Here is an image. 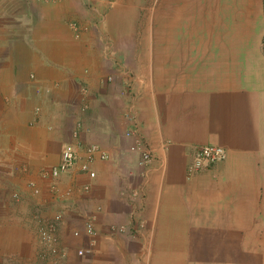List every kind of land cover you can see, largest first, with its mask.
Here are the masks:
<instances>
[{"label": "crops", "instance_id": "0c3cea01", "mask_svg": "<svg viewBox=\"0 0 264 264\" xmlns=\"http://www.w3.org/2000/svg\"><path fill=\"white\" fill-rule=\"evenodd\" d=\"M263 41L264 0H0V263L42 264L60 211L61 264H236L264 213ZM129 128L153 152L145 175ZM70 143L75 166L44 178ZM91 145L108 156L94 179ZM206 145L227 158L190 177Z\"/></svg>", "mask_w": 264, "mask_h": 264}, {"label": "built area", "instance_id": "2783aa9c", "mask_svg": "<svg viewBox=\"0 0 264 264\" xmlns=\"http://www.w3.org/2000/svg\"><path fill=\"white\" fill-rule=\"evenodd\" d=\"M42 2H47L48 0H38ZM74 31L79 37V28L74 23L71 25ZM264 48V41H263ZM109 80H113L112 77ZM39 110V109H38ZM126 119L134 123V118L131 114L126 115ZM81 125L77 126L73 137H77L78 131L80 130ZM126 136L133 139V144L130 146V151L135 153L139 157V167L143 170L142 174L145 175L146 170L151 166L154 157L152 150L146 145L143 137L135 129H127ZM86 158L79 165V169L82 173H88L90 178L94 179L96 177V172L91 170V164L94 162L95 158L99 155L102 160H106L108 156L101 150L97 145H91L86 148L85 151ZM227 158L226 149L221 146L216 145H206L198 149L195 159L188 167V174L190 177L202 174L208 169L211 165L223 162ZM78 160V155L76 148L73 144H65L62 148L61 161L60 163L43 173L44 178L58 179L62 174L67 173L72 169ZM30 186L33 188L35 194H39L40 190L36 187L34 183H31ZM51 192L54 195H59V186L53 184L50 188ZM90 186H85L82 188V192H88ZM73 193L72 190L66 191V195L71 196ZM133 195L138 196V192H134ZM14 198L18 199L17 194L14 195ZM64 220L63 212H57L54 218L51 221L44 222L41 225L39 230L38 241L41 244V251L39 253V258L42 261V264H61L67 260L69 256V251L66 247L63 246L62 241L59 237V227ZM85 235L88 238V243L86 246L81 247L77 251V256L84 260L95 253L97 246V237L99 232L97 231L94 221L88 219L84 226ZM112 234H121L122 236H132L131 230H128L122 226L113 225L111 226ZM73 236L76 238H81L82 233L79 230L73 232ZM1 264V263H0Z\"/></svg>", "mask_w": 264, "mask_h": 264}, {"label": "rangeland", "instance_id": "374dc122", "mask_svg": "<svg viewBox=\"0 0 264 264\" xmlns=\"http://www.w3.org/2000/svg\"><path fill=\"white\" fill-rule=\"evenodd\" d=\"M47 2H49V0ZM84 29L88 30V27L85 26ZM254 221V225H258V228L254 226L253 230H246L244 233H240V230H238L239 235L244 234V237L242 236L240 239L242 240V243L243 241L245 242L246 246H238V262L236 264H264V213L260 217H255ZM252 242L253 244L256 242L258 245H250L249 243ZM245 247L248 252L247 255L244 256L242 254L246 252L241 249ZM250 258H252V260H250Z\"/></svg>", "mask_w": 264, "mask_h": 264}]
</instances>
